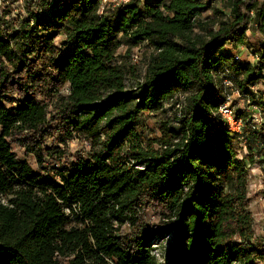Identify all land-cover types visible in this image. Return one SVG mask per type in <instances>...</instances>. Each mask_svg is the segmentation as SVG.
Segmentation results:
<instances>
[{"label":"trees","instance_id":"1","mask_svg":"<svg viewBox=\"0 0 264 264\" xmlns=\"http://www.w3.org/2000/svg\"><path fill=\"white\" fill-rule=\"evenodd\" d=\"M218 1L226 13L212 0H127L103 13L99 0H23L0 15V264H163L151 245L169 234L164 264H264L247 202V163L264 162V101L251 89L264 79V0ZM251 27L252 63L226 48L246 45ZM141 43L151 50L129 88L136 67L117 52ZM224 76L261 117L234 110L238 135L218 113L232 91ZM174 97L177 125L145 136L138 116ZM74 138L86 147L73 157L45 145Z\"/></svg>","mask_w":264,"mask_h":264},{"label":"rangeland","instance_id":"2","mask_svg":"<svg viewBox=\"0 0 264 264\" xmlns=\"http://www.w3.org/2000/svg\"><path fill=\"white\" fill-rule=\"evenodd\" d=\"M117 0H106L104 3L105 8L111 7V3L113 4ZM205 1V0H200ZM211 5L214 8H217L226 13L227 11L222 8L221 3L218 0H212ZM23 11V0H2L0 2V15L4 13H8L6 17H15L18 13ZM214 17V13L211 9H206L202 12L201 18L212 19ZM223 20H227L228 16L222 17ZM54 42L56 44H60L62 40V36L59 33L54 32ZM248 43L246 45H241L237 49L231 50L230 46H226L229 51H231L238 59L242 61L254 62L253 52H258L261 44V40L257 33L254 31L253 27L250 29V33L247 32ZM126 46L122 45L118 49V54L122 56L123 54H127L128 60L131 64L135 65L136 73L135 75H127L125 79L126 87L133 88L137 83L141 80V75L143 73V56L148 54L151 49H149L145 43H141L138 46H134L129 48V51H126ZM229 89V88H228ZM227 89V90H228ZM252 90L258 91L261 99L264 101V79L257 81L254 86L251 88ZM61 93H67V87L61 88ZM230 105L235 111L246 112L248 117L251 119V122L259 123L254 120L259 117V114L256 108L252 107L249 103L247 104L245 98L239 95L236 91H230ZM180 97V96H179ZM179 97H174L172 100L164 103L162 110L156 112H143L141 113L137 121L143 124L146 128L144 130V135L149 136L150 132L158 135V125L162 121H167L172 119V123L177 125V122L173 117L179 116L178 108L180 107ZM47 147L56 145L61 149H66V153L69 157L75 156L82 148H85L86 145L79 139L74 138L68 140L65 145L60 143L54 144L52 141L47 140ZM236 151L239 157H242L246 154L247 149L244 147L241 141L235 142ZM13 151L18 155L20 159H25L29 165L34 169L38 170L36 166V160L31 155H24L22 149L17 147L15 144H12ZM58 164V162H57ZM264 178V162H260V160H256L253 165L247 163V202L248 209L253 216V229L254 233L257 237L264 241V196L258 193L259 189H261L263 185ZM4 200V199H3ZM141 216L145 222L155 224L158 221L159 214L154 212L152 209H148L143 211ZM73 222H70L69 225H73ZM128 229V224L123 226V230L126 231ZM173 248V236L171 234L166 235L163 239L156 240L151 245V253L156 257V259L161 262H166V253L169 249Z\"/></svg>","mask_w":264,"mask_h":264},{"label":"built area","instance_id":"3","mask_svg":"<svg viewBox=\"0 0 264 264\" xmlns=\"http://www.w3.org/2000/svg\"><path fill=\"white\" fill-rule=\"evenodd\" d=\"M2 0H0L1 2ZM106 0H99V6H98V13H103L107 9H112L114 6L120 4L121 2H126L127 0H117L113 4L111 3V7L105 8L104 3ZM229 46V45H227ZM236 59H238L237 56L234 55ZM254 59V57H253ZM222 84L224 85L225 88L232 89L233 91H236L239 95H241L236 89H233V82L232 79L228 76H224L222 80ZM68 89V88H67ZM224 100L218 105V113L221 115L222 119L225 121L228 129L233 133V134H240L242 131V128L244 126L245 121L241 117H236L234 115V109L230 105V98L231 95L230 93L223 92ZM242 96V95H241ZM247 104L249 103L248 99L244 97ZM255 108V106H252ZM259 114V113H258ZM256 122H261V117L255 118ZM237 141H241L245 147V140L242 139L241 137L238 138Z\"/></svg>","mask_w":264,"mask_h":264},{"label":"crops","instance_id":"4","mask_svg":"<svg viewBox=\"0 0 264 264\" xmlns=\"http://www.w3.org/2000/svg\"><path fill=\"white\" fill-rule=\"evenodd\" d=\"M250 33V31H248Z\"/></svg>","mask_w":264,"mask_h":264}]
</instances>
